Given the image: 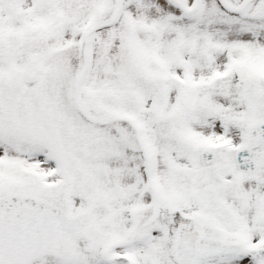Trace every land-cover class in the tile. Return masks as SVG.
<instances>
[{"label":"rangeland","instance_id":"rangeland-1","mask_svg":"<svg viewBox=\"0 0 264 264\" xmlns=\"http://www.w3.org/2000/svg\"><path fill=\"white\" fill-rule=\"evenodd\" d=\"M85 71L88 113L135 117L157 159L159 217L124 252L140 264H262L242 250L264 249V173L239 172L234 154L246 125L264 121V0L242 13L219 0L192 12L173 0H0V197L51 200L64 227L61 251L30 264H119L106 250L153 214L137 130L85 117Z\"/></svg>","mask_w":264,"mask_h":264},{"label":"water","instance_id":"water-1","mask_svg":"<svg viewBox=\"0 0 264 264\" xmlns=\"http://www.w3.org/2000/svg\"><path fill=\"white\" fill-rule=\"evenodd\" d=\"M176 2L184 11L192 12L200 6L201 0L192 8H187ZM224 8L229 11L240 13L257 0H243L238 5H233L228 0H219ZM90 60L88 61V65ZM87 71H85L79 80L76 91L78 103L81 106L85 117L94 123L107 124L110 122L122 120L134 125L138 133V139L142 142V132L139 122L135 117H115L96 119L91 116L82 104L80 97V85ZM247 144L242 150L236 151L235 158L237 168L249 175H256L264 172V121L251 123L246 127ZM146 154H149L146 151ZM201 161L204 166H210L214 163V154L210 151H204L201 155ZM151 179L155 185V216L158 212V182L156 179V161L151 158ZM134 237L126 244L129 245ZM63 227L59 221V209L53 202L38 197L27 196L24 194H11L0 198V264H27L37 257L57 253L60 251L63 242ZM112 247L107 250L106 256L115 262L125 261L122 258H113L110 255ZM244 254L254 256L256 251L246 250ZM264 264V249L259 251ZM129 261L135 259L128 257ZM135 264H138L135 262Z\"/></svg>","mask_w":264,"mask_h":264},{"label":"bare ground","instance_id":"bare-ground-1","mask_svg":"<svg viewBox=\"0 0 264 264\" xmlns=\"http://www.w3.org/2000/svg\"><path fill=\"white\" fill-rule=\"evenodd\" d=\"M205 111V106L204 105H201V106H199V107H197L196 109H194V110H192V112L193 113H191V115H190V117H191V119H192V121H193V124L197 127V128H195L194 130H192L193 131V135H198V136H201L203 133H204V131H203V125L205 124L204 123V120H202V119H200V113H202V112H204ZM213 111H214V109H213ZM215 112V111H214ZM202 128V129H201ZM200 129V130H199ZM141 131V130H140ZM142 132V131H141ZM106 152H107V150H106ZM100 154V153H99ZM98 156H101V155H98ZM234 156H235V154H234ZM100 161H102L101 159H99ZM98 162V161H97ZM99 163H102V162H99ZM63 236H64V234H63ZM122 244H124V243H122ZM118 246H120L119 244H117V246L114 248V250H115V253H116V255L118 256V257H121L122 255H123V253H124V250L125 249H122V248H119ZM117 249V250H116ZM126 252V251H125ZM137 261H138V258L136 257L135 258ZM139 263V262H138Z\"/></svg>","mask_w":264,"mask_h":264}]
</instances>
